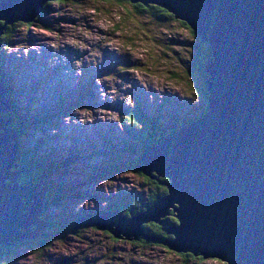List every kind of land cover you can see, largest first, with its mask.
<instances>
[{
  "label": "rangeland",
  "instance_id": "rangeland-1",
  "mask_svg": "<svg viewBox=\"0 0 264 264\" xmlns=\"http://www.w3.org/2000/svg\"><path fill=\"white\" fill-rule=\"evenodd\" d=\"M136 6L125 1L68 0L58 5L47 0L35 22L8 25L0 35L10 28V47L0 45V72L26 125L22 150L38 163L56 165L59 171L52 182L66 194L62 206L41 209L50 221L74 224L120 212L116 208L136 196L140 208L154 194L155 185L135 170L142 165L136 160L139 152L143 155L147 147L132 137L130 113H142L168 130L167 135L173 124L182 127L201 116L204 103L198 89L206 80L196 69V36L181 21L161 22L139 14ZM46 43L50 46L44 53ZM80 48L89 53L84 62H78ZM170 218L175 219L174 213L160 220L170 226ZM151 224L143 223L141 229ZM78 225L72 232L48 233L41 249L30 250L27 244L38 242L49 226L38 232L39 238L0 245L11 249L0 252V264H226L186 258L140 235L136 241L117 240L106 230ZM155 233L146 235L174 239Z\"/></svg>",
  "mask_w": 264,
  "mask_h": 264
},
{
  "label": "water",
  "instance_id": "water-1",
  "mask_svg": "<svg viewBox=\"0 0 264 264\" xmlns=\"http://www.w3.org/2000/svg\"><path fill=\"white\" fill-rule=\"evenodd\" d=\"M46 2L0 0V35L13 23L33 22ZM130 2L167 10L209 48L211 58L203 66L208 111L143 153L139 169L167 180L166 195L145 213L131 211V219L103 213L80 220L81 228L94 226L117 240L140 235L203 261L264 264V0ZM6 93L0 82V114L10 111ZM11 122L0 117L1 246L39 238L49 226L40 220L47 187L19 182L31 171L19 164L20 137ZM174 212L178 223L166 226L160 218ZM150 222L174 239L147 236L141 224Z\"/></svg>",
  "mask_w": 264,
  "mask_h": 264
},
{
  "label": "trees",
  "instance_id": "trees-1",
  "mask_svg": "<svg viewBox=\"0 0 264 264\" xmlns=\"http://www.w3.org/2000/svg\"><path fill=\"white\" fill-rule=\"evenodd\" d=\"M67 1L68 0H56L55 3L58 5L59 4L62 5L63 3H66ZM103 1H118L120 3H124V1L130 2V0H103ZM135 8L138 10L139 14H143V13L150 14L154 19H158L161 22L175 19L174 15L170 14L167 10H165L159 6L150 5V6L146 7L142 4H137V6ZM182 24H184L185 27H187V29H189L191 34L196 36V41H197L196 48H197V58H198V64L196 66V69H197L198 74L199 73L202 74V77L205 81L207 78V75L203 73L202 68H203L204 64L206 63V60L211 58V51L204 45V43L200 40V38L196 35V33H194L186 23L182 22ZM0 25H2V24L0 23ZM9 30H10V28H8L7 33L4 34V36L0 38V43H1L0 45L3 47H6V48L8 46V43H10V31ZM0 82H1V85L3 87H5L6 92H7L8 87H7V85H5L6 81H5V78L1 72H0ZM8 92H9V90H8ZM198 94L202 98L203 103H204V108H203L202 113H201V116H203L208 111L207 101H208V95H209L208 91L204 85H202L200 87V89H198ZM6 99H7L10 111L0 114V117H3L4 119H8V120L13 119L12 125L14 123L15 124L12 128L15 131H17V133L20 137L19 145H20V149H21V153H20L21 158L19 160V164L21 166L27 167L28 170L31 171L30 173L21 175V177L19 178V182L24 186H27L28 184H31V183H40V184L46 183L45 187H47L48 192L46 195L45 208L48 207L51 209V207L62 206L63 199H65V197H66L65 191L63 189H60L59 186H56L55 184H53L54 182H52V179H51V176L54 173H56L57 171H59V168L53 164L45 165V164L38 163L35 161L34 157L29 156L27 152H24L22 150L21 139L23 138V134H22L23 132H21V131L25 130L26 125H25V123L24 124L22 123L21 117L18 115L16 108H14L12 99H11V97H9V94H7V93H6ZM127 120L129 122V124L133 125V130L131 131L132 137L140 140L141 143L144 145V149L146 147L162 143L166 137L173 134L176 130H178L181 127V125L178 127V125L180 123L173 124V127L171 128L169 135H167L168 130H166V129L164 130V128L161 125L158 126L156 124V122H154L153 120H151L149 118H146L145 115H143L142 113L132 112L127 116ZM185 123H187V122H185ZM185 123H183V124H185ZM127 147L130 148L129 151H132L130 144H128ZM141 155L142 154H140V152H139V154L136 158L139 165L141 163V157H140ZM128 167L129 166H127V169H128ZM135 170H138V171H136L137 174L139 176H141L147 183H149V185L150 184L152 186L155 185L153 187L155 189V191H154V194L151 195L148 200H145L144 205L141 206L140 208L138 206L139 205V202H138L139 198L137 196L135 197V200L133 202L127 201V206H125L126 204H122L121 206L116 208V210H119L121 212V214L125 217H130L131 211L133 214H136V213L138 214V212H143L145 208L150 207L160 197L167 194V188L165 186V184L168 182L167 180H159V181L155 180L154 181V179L145 176L139 168L136 167ZM16 171L17 170H13V172H16ZM7 184H10V182L9 183L7 182ZM142 204L143 203H141V205ZM136 206H138V208ZM40 220H42V221L44 220L45 223L49 222V223H46V225H49L50 228L46 231L47 233H45L44 230L41 232V236H40L41 239H39L38 242H36L38 246L36 245V243H34V245H32V244L29 245V244H27L28 242H26L27 247L30 250L37 249V247H39L40 249L44 248L46 246V241H47V240H45V236L48 233L56 236V234L57 235L60 234L61 231L67 232V230H69V232H72V231H75L76 227L79 226L78 224H80L79 221L75 222L74 224H70V223L64 224V223H62L61 220H57V221L53 222V221H50L49 219L44 218L43 215L40 217ZM166 223L176 225L178 222L176 219L170 218V219L166 220ZM145 231L149 235H150V233L153 234L156 231H158V233H160L163 238H165L167 235L165 230H164V226L161 227L157 224H151V225L147 226L145 228ZM42 239H43V241L45 240L44 241L45 243L41 242ZM24 243H25V241H24ZM47 244H50V242H47ZM5 250L10 251L11 249L10 248L4 249V248L0 247L1 253H3ZM184 257L196 258L195 256H193L191 254H185Z\"/></svg>",
  "mask_w": 264,
  "mask_h": 264
},
{
  "label": "bare ground",
  "instance_id": "bare-ground-1",
  "mask_svg": "<svg viewBox=\"0 0 264 264\" xmlns=\"http://www.w3.org/2000/svg\"><path fill=\"white\" fill-rule=\"evenodd\" d=\"M38 18V17H37ZM36 18V19H37ZM36 19H34V21L33 22H35L36 21ZM33 22H31V23H33ZM16 23H19V22H16ZM25 24H30V23H25ZM15 25V23H13L12 24V26H14ZM11 26V25H10ZM12 28V27H11ZM44 37H42V39H43ZM42 39H40L39 41H41ZM45 42H46V40L45 41H43L42 42V44H45ZM51 43V42H50ZM50 43H46V47H45V51H44V53L45 52H47L48 51V48H49V46H50ZM42 44H41V47H42ZM101 46V45H100ZM10 46H8L7 48H9ZM12 47V46H11ZM19 48V47H18ZM20 49V48H19ZM10 50V49H9ZM14 50V49H13ZM17 50V48H15V50L14 51H16ZM80 50H81V48H80ZM20 53V52H19ZM19 53H17V54H19ZM46 55L47 54H45V56L44 57H42L43 59L42 60H44L45 59V57H46ZM79 59H78V62H84V61H86V59L88 58L87 56L89 55V53H88V51L87 50H81L80 52H79ZM91 56V55H90ZM34 57H36L37 59L36 60H38V62L37 63H41V62H43L38 56H34ZM64 59V57L62 58V60ZM90 59V58H89ZM41 60V61H40ZM70 62V61H69ZM44 63V62H43ZM42 64V63H41ZM64 63L63 62H61L60 63V68L62 69V71L64 70V67H66L65 66V64L63 65ZM69 64V63H68ZM39 65V64H38ZM48 66V65H47ZM35 73V72H34ZM64 73H65V71H64ZM35 74H33V76H34ZM42 76V75H41ZM75 119L76 120H78V117H75ZM12 121H13V119H12ZM12 123V122H11ZM11 125V124H10ZM0 133H3V132H0ZM80 133V132H79ZM44 187H45V185H44ZM174 214H176V212H174ZM157 242V241H156Z\"/></svg>",
  "mask_w": 264,
  "mask_h": 264
}]
</instances>
